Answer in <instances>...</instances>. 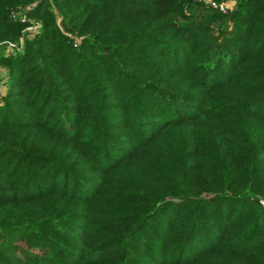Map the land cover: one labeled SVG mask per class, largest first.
I'll list each match as a JSON object with an SVG mask.
<instances>
[{
  "label": "trees",
  "instance_id": "obj_1",
  "mask_svg": "<svg viewBox=\"0 0 264 264\" xmlns=\"http://www.w3.org/2000/svg\"><path fill=\"white\" fill-rule=\"evenodd\" d=\"M0 264H264V0H0Z\"/></svg>",
  "mask_w": 264,
  "mask_h": 264
},
{
  "label": "built area",
  "instance_id": "obj_2",
  "mask_svg": "<svg viewBox=\"0 0 264 264\" xmlns=\"http://www.w3.org/2000/svg\"><path fill=\"white\" fill-rule=\"evenodd\" d=\"M209 3L211 4V6L218 8L222 12H227V10H228V7L223 2H217L215 0H209Z\"/></svg>",
  "mask_w": 264,
  "mask_h": 264
},
{
  "label": "rangeland",
  "instance_id": "obj_3",
  "mask_svg": "<svg viewBox=\"0 0 264 264\" xmlns=\"http://www.w3.org/2000/svg\"><path fill=\"white\" fill-rule=\"evenodd\" d=\"M206 1L209 2V0H206ZM221 2H223L228 7V10L227 11H233V10H235L236 0H224V1H221Z\"/></svg>",
  "mask_w": 264,
  "mask_h": 264
}]
</instances>
